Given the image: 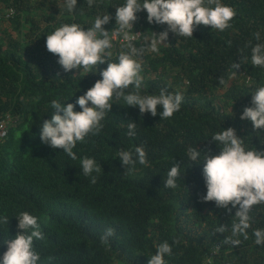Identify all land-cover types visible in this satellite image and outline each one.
<instances>
[{"label":"trees","instance_id":"trees-1","mask_svg":"<svg viewBox=\"0 0 264 264\" xmlns=\"http://www.w3.org/2000/svg\"><path fill=\"white\" fill-rule=\"evenodd\" d=\"M123 2L96 0L90 8L87 0H78V11L71 14L64 0H0V119L10 114L15 120L0 141V215L9 218L8 225H0V256L7 250L6 234L9 238L18 231L15 216L27 211L39 218L45 234L36 247L46 264H148L163 241L173 249L168 264H264V246H257L252 235L253 229L264 228V204L253 209L247 240L241 237L239 246L222 243L230 232L216 230L230 228L236 209L229 212L202 200L203 165H190L187 156L192 146L218 154L211 136L229 127L249 147L264 151V129L257 132L240 119L255 89L264 85V68L251 64L252 47L264 42V0H222L236 11L230 28L220 32L200 25L193 38L169 32L159 54L141 58L144 91L183 93L181 109L172 118L141 114L114 98L101 132L74 149L77 160L41 141L42 122L54 111L50 102L63 98L75 104L107 67L66 72L47 50L46 35L64 23L91 26L107 11L114 19V6ZM8 9L14 10L10 28L3 22ZM166 28L150 24L142 10L134 24L141 34L136 46ZM128 122L137 125L134 137L127 135ZM140 144L148 164L125 168L118 151ZM85 156L100 163L95 184L81 172L79 161ZM175 162L184 177L176 189H168L164 179ZM109 228L114 235L102 243Z\"/></svg>","mask_w":264,"mask_h":264},{"label":"clouds","instance_id":"clouds-1","mask_svg":"<svg viewBox=\"0 0 264 264\" xmlns=\"http://www.w3.org/2000/svg\"><path fill=\"white\" fill-rule=\"evenodd\" d=\"M77 2L64 0L66 10L75 14L78 11ZM87 3L91 8L96 0H87ZM114 7V19L107 11L106 14L97 15L91 26L64 23L46 35L47 50L58 57V63L66 72L73 69L89 71L97 65L107 64L106 69L99 73L101 79L79 96L75 104H66L70 99H53L50 102L54 110L51 119L42 122L41 141L52 148L62 149L72 160L78 158L74 151L77 144L85 142L90 135H98L104 128L102 121L111 112L114 98L122 99L129 107H138L141 114L150 113L153 117L160 115L161 119H170L178 113L184 101L182 92L161 89L158 94H153L144 91L146 85L141 75V58L149 53L159 54L160 46L166 45L169 32L178 37L193 38L194 30L200 25L223 32L232 26L231 21L236 15L235 9L222 0H124ZM142 10H146L150 24L166 25L167 28L159 35L151 32V37L137 47L141 34L134 30V24L137 13ZM28 11L30 14L31 10ZM13 15V9H8L4 14L5 26L9 25ZM112 19L113 26L107 30L104 26ZM255 38L260 41L259 32ZM114 54L116 58L111 60ZM251 64L264 68V42L252 47ZM239 67V64H233L234 69ZM233 75L237 73L234 71ZM248 80L251 81V78ZM251 96V106L243 109L240 119L249 121L253 129L259 132L264 129V85L257 87ZM77 105L80 111L76 110ZM14 121L10 114L0 119V141L7 137ZM126 125L127 135L136 136V123L128 122ZM211 140L219 148L218 154L213 155L211 151L192 146L187 150L188 161L190 165H203L206 194L202 200L215 202L217 207L228 209L229 212L236 209L230 228L221 225L216 231L230 232L222 243L239 246L242 244L241 237L244 240L249 238L254 207L264 204V151L249 147L245 139L239 137L231 127L217 131ZM117 158L125 168H134L137 162L148 164L143 144L134 149L119 150ZM79 162L83 175L90 177L91 183L95 184L97 177L93 174L102 171L100 163L95 157L89 156L81 158ZM182 169L178 163L173 164L164 179L165 188H177L178 180L182 175L184 177ZM15 217L18 231L9 238L6 234L3 243L7 250L0 256V264H46L36 247V241L45 238L39 218L27 211ZM8 221L7 216L0 215V225H8ZM113 235L114 230L107 229L101 237L102 243L107 244ZM252 235L257 246H264V228L253 229ZM172 255V245L163 241L155 245V254L149 257L148 264H168L166 257ZM48 261H51V257Z\"/></svg>","mask_w":264,"mask_h":264}]
</instances>
